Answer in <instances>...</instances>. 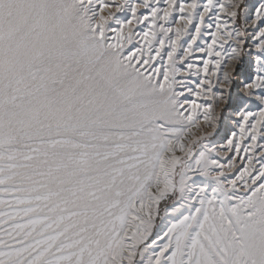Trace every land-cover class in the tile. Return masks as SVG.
<instances>
[{
    "label": "rangeland",
    "instance_id": "obj_1",
    "mask_svg": "<svg viewBox=\"0 0 264 264\" xmlns=\"http://www.w3.org/2000/svg\"><path fill=\"white\" fill-rule=\"evenodd\" d=\"M62 1L65 118L0 76V264H264V0Z\"/></svg>",
    "mask_w": 264,
    "mask_h": 264
},
{
    "label": "bare ground",
    "instance_id": "obj_2",
    "mask_svg": "<svg viewBox=\"0 0 264 264\" xmlns=\"http://www.w3.org/2000/svg\"><path fill=\"white\" fill-rule=\"evenodd\" d=\"M23 2L22 0H0V45L4 44L2 49V54L4 55V63L2 62L3 64H0V67L4 68V71L2 70L3 72L2 74H0V76L2 77V80H9L8 84L6 85H9L11 87L13 86L12 89H14L15 87V91L11 95H9L10 91L8 90L9 96L7 95L6 97L12 99V101L6 103L0 99V103L3 104L4 102V104L6 103L7 105H9V103H13L16 98L20 97V100H22L25 105L23 104L20 110H18V113H20L19 117L27 119L42 118L40 120H37L39 121L38 124L41 122L43 123L44 120L47 121V118H50V116H52L54 113L53 111H55L56 109L60 111V118L63 119L65 118L64 115L66 114V110L64 112V106L66 104L65 67L67 63L66 57L69 55L68 54L66 56V53L70 52L66 51L65 49L68 38L67 29L64 25L66 11L65 7L63 6V1L61 5L59 0L58 5V3L52 4L51 0H42V4H40L38 8L37 6L29 3L30 1L28 3L30 4V6H32L26 8V1V4H24L26 7L21 9L19 12L22 20L20 28L24 29L25 25L27 24L31 25L30 28L28 30H25L23 34H20V32H18V34H9V32H13V30L11 24L9 26L5 23V19H8L7 15L5 18V14H8V17L10 18L9 15L12 14L11 16H13L14 11H17L19 7L21 8L22 6H24ZM74 16L75 15H73V17ZM36 18L38 19L36 20ZM70 18L72 17L69 16V19ZM74 19H72V21ZM250 30V35L253 38L252 41L256 42V40L260 38V33H256L254 29ZM76 33V35H78L77 31ZM71 37H73V35ZM253 46L255 47L254 44ZM1 58H3V56ZM54 62H56L55 68L53 67ZM52 72H54L55 75H52ZM4 95L6 94L4 93L3 96ZM16 105L18 107L17 103ZM1 110L2 108L0 109V111ZM19 117L17 116V113L16 115L13 114L9 116L5 114L0 115V118ZM235 118L238 119L239 117L236 116ZM236 123H238V120ZM31 125L34 126L37 124L31 123ZM59 130L61 133L60 135H62L65 130V124L63 121L59 122ZM180 143H183L181 139L180 142L178 140L176 145H179ZM222 146L220 147V150L224 149V147ZM202 169L203 168H200V166H196L194 167V169H190V175H192V179L196 181L192 188V197L195 201L200 202V204L208 205V203L211 202H218L219 196L217 194V188L222 187V185H224L225 183L231 186L234 185V181L236 179L232 178V169L229 170L226 166L221 165L219 162L217 164L215 163L210 169V172H207L208 177L211 179V181L214 182L209 185L201 184L202 182L199 173ZM237 175L239 176V174ZM171 182L173 183L172 178Z\"/></svg>",
    "mask_w": 264,
    "mask_h": 264
}]
</instances>
